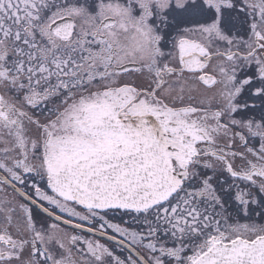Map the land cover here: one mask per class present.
I'll return each mask as SVG.
<instances>
[{"label":"snow or ice","instance_id":"snow-or-ice-1","mask_svg":"<svg viewBox=\"0 0 264 264\" xmlns=\"http://www.w3.org/2000/svg\"><path fill=\"white\" fill-rule=\"evenodd\" d=\"M0 264H264V0H0Z\"/></svg>","mask_w":264,"mask_h":264}]
</instances>
